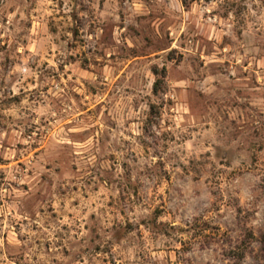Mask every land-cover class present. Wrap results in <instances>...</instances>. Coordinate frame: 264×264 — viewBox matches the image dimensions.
<instances>
[{
    "label": "rangeland",
    "instance_id": "1",
    "mask_svg": "<svg viewBox=\"0 0 264 264\" xmlns=\"http://www.w3.org/2000/svg\"><path fill=\"white\" fill-rule=\"evenodd\" d=\"M0 264H264V0H0Z\"/></svg>",
    "mask_w": 264,
    "mask_h": 264
},
{
    "label": "trees",
    "instance_id": "2",
    "mask_svg": "<svg viewBox=\"0 0 264 264\" xmlns=\"http://www.w3.org/2000/svg\"><path fill=\"white\" fill-rule=\"evenodd\" d=\"M157 86H158V84L156 82V84H155V90H157ZM240 255H241V257H243V252H241Z\"/></svg>",
    "mask_w": 264,
    "mask_h": 264
}]
</instances>
